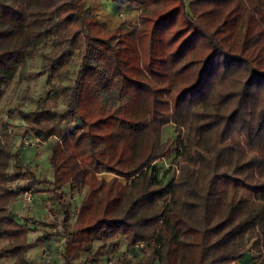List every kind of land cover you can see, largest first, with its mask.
Returning <instances> with one entry per match:
<instances>
[{
    "label": "trees",
    "instance_id": "obj_1",
    "mask_svg": "<svg viewBox=\"0 0 264 264\" xmlns=\"http://www.w3.org/2000/svg\"><path fill=\"white\" fill-rule=\"evenodd\" d=\"M184 1L125 0L140 8L138 25L109 29L86 0H0V99L36 56L58 81L71 50L80 61L74 79L51 84L33 110L8 111L40 142L57 138L51 181L12 154V125L0 119V256L29 264L30 230L8 209L19 193L8 183L12 167L30 188L52 185L62 222H32L52 228L38 241L62 228L63 264H100L77 260L94 239L118 235L143 245L136 264H232L250 242L253 264H264V0ZM60 104L65 112L54 110ZM70 117L80 125L62 133ZM170 124L179 173L165 182L170 169L159 176L155 164L170 152L161 141ZM221 182L253 199H225ZM66 185L84 191L72 224ZM114 264H132L130 254Z\"/></svg>",
    "mask_w": 264,
    "mask_h": 264
},
{
    "label": "rangeland",
    "instance_id": "obj_2",
    "mask_svg": "<svg viewBox=\"0 0 264 264\" xmlns=\"http://www.w3.org/2000/svg\"><path fill=\"white\" fill-rule=\"evenodd\" d=\"M184 2L188 3L189 0ZM92 9L96 10L97 14H94L100 21H109L106 24L109 28L118 26L121 21L127 25H133L138 23V14L140 8L130 5L125 0H94ZM138 8V11L137 9ZM103 23V22H102ZM138 25V24H137ZM20 41H27V33L25 30H21L17 36ZM45 52L50 50V45L44 49ZM71 64L69 66V72L64 79L58 81L56 77L51 75L49 69L41 71V57L36 56L32 60L26 62L24 69V78L20 79L19 72L17 71L12 80L2 88V97L0 99V119L6 120L12 125L10 145L12 148V154L19 153V157L22 163L28 166L37 177L52 180V173L49 165L50 150L57 139L56 137L50 138L45 142H37L35 137L29 134L28 129L23 119L19 115H15L13 119L8 118V111L18 107L19 104H23L22 111L28 112L35 108L39 98L44 97L49 91V87L53 83L60 82L62 84H68L74 79V76L79 70L80 61L77 56V52L70 51ZM54 110L57 112H65L66 106L58 105ZM80 125L78 121L73 118L67 119L62 125V133L71 131L76 126ZM174 125L170 124L162 129L161 141H170V152L167 156L159 160L155 165L159 168V176L164 174V171L169 170V174L164 178L167 182L171 177H176L179 173V166L177 165V132L174 129ZM14 162V159L12 160ZM172 167L170 168V165ZM12 167L9 169L10 178L9 186L12 189L19 190V193L15 201L8 205L9 212L12 217L21 224H24L30 230L28 235L29 248L26 252V261L29 264H63L62 253L64 248L65 236L62 232V228L59 226L56 233H53L48 239L38 241L39 237L45 234L47 231H51V227H45L40 224H35L32 221H57L59 224L63 220L62 212L57 204L52 202L50 196V189L52 185L49 183H43L36 185L35 188H30L26 185V179H15L12 175ZM99 178L103 177L106 180L114 177L112 174L105 172L97 174ZM121 183L125 180L118 178ZM218 189L223 191L225 199H253V193L247 191L243 187L235 186L232 183L221 182L218 185ZM24 190H30L32 192L33 201L30 206L23 207L20 203L21 194ZM63 193L65 199L71 203V217L70 224L75 220V213L79 207L83 193L72 191L68 185L63 187ZM3 240L0 239V247L3 244ZM251 242L246 245L245 251L243 252V259L246 260L247 264H253L256 260V254L252 253ZM125 253L130 254V262L132 264L138 263L143 256L141 248L135 251L130 250L127 241L123 236H116V238L102 245L100 240L94 239L92 246L85 247L84 251L80 254L77 262H81L87 257H96L100 264H103L109 256L113 258L121 256ZM44 255L50 256V261L46 262ZM151 260L155 263V259L150 253ZM245 257V258H244ZM14 258L10 256H0V264H13Z\"/></svg>",
    "mask_w": 264,
    "mask_h": 264
},
{
    "label": "built area",
    "instance_id": "obj_3",
    "mask_svg": "<svg viewBox=\"0 0 264 264\" xmlns=\"http://www.w3.org/2000/svg\"><path fill=\"white\" fill-rule=\"evenodd\" d=\"M35 140L37 142H40L37 138H35ZM32 201H33L32 192L30 190H24L22 192V194H21V199H20L21 205L23 207H28V206H30L29 204H31ZM25 227H27V226L25 225ZM142 246H143L142 244H137V245L135 244L133 247L130 248V250L136 252V250L139 251V249L142 248ZM44 259H45L46 262H49L50 261V256L49 255H44ZM114 261H115V258H113L112 256H109L107 258V260L103 264H114Z\"/></svg>",
    "mask_w": 264,
    "mask_h": 264
},
{
    "label": "crops",
    "instance_id": "obj_4",
    "mask_svg": "<svg viewBox=\"0 0 264 264\" xmlns=\"http://www.w3.org/2000/svg\"><path fill=\"white\" fill-rule=\"evenodd\" d=\"M93 1H94V0H86V2H87V4H88L87 6L92 5ZM95 1L97 2V0H95ZM136 9H137V11H138V8H136ZM92 13H93V14H97V13H96V10H94V9H92ZM101 22H103L104 24H108V23H109V21H107V20H104V21H101ZM137 22H138V19H137ZM122 23H125V22H124V21H123V22L121 21L120 24H122ZM120 24H119V25H120ZM137 24H138V23H133V25H137ZM119 25H118V26H119ZM106 26H107V25H106ZM118 26H116V27H118ZM107 27H108V26H107ZM116 27H112V28H109V27H108V28H109V29H113V28H116ZM244 258H245V257H244ZM232 264H247V262H246L245 259L242 258V259H239V260L234 261Z\"/></svg>",
    "mask_w": 264,
    "mask_h": 264
}]
</instances>
